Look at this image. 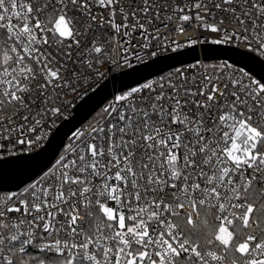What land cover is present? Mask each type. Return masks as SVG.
I'll use <instances>...</instances> for the list:
<instances>
[{"label": "snow or ice", "instance_id": "snow-or-ice-1", "mask_svg": "<svg viewBox=\"0 0 264 264\" xmlns=\"http://www.w3.org/2000/svg\"><path fill=\"white\" fill-rule=\"evenodd\" d=\"M208 46L264 58V0H0V161L110 74L179 58L0 187V264H264V76Z\"/></svg>", "mask_w": 264, "mask_h": 264}, {"label": "water", "instance_id": "water-1", "mask_svg": "<svg viewBox=\"0 0 264 264\" xmlns=\"http://www.w3.org/2000/svg\"><path fill=\"white\" fill-rule=\"evenodd\" d=\"M208 47L209 49L205 50L207 57L213 58V60L230 59L239 63L241 67L243 65L247 66L258 77L264 76V61L259 57L256 56V58H253L251 57L253 55L251 53L248 56H240L230 48L213 49L212 46ZM178 63L179 58L175 56L160 59L146 66L128 70L126 73H121L118 78H112L111 81L106 82L78 104L39 151L17 156L14 158L17 161H0V187L14 190L24 182L30 180L41 170L50 166L60 154L66 138L79 125L89 120L111 98L116 89L122 86L134 85L144 77H150L153 74L167 71L170 66Z\"/></svg>", "mask_w": 264, "mask_h": 264}, {"label": "built area", "instance_id": "built-area-1", "mask_svg": "<svg viewBox=\"0 0 264 264\" xmlns=\"http://www.w3.org/2000/svg\"><path fill=\"white\" fill-rule=\"evenodd\" d=\"M252 54V53H251ZM257 57H259V56H257ZM262 61H264V58H262V57H259ZM223 60L224 59H222V60H213V62H223ZM229 62H231V61H229ZM122 72H119V73H115L114 75L116 76V77H119L120 76V74H121ZM112 75L113 74H110V76H109V78L108 79H106V80H103V81H101L100 82V84L97 86V87H95L90 93H88L84 98H86L88 95H90L92 92H94L95 90H97L99 87H101L102 85H104L106 82H108V81H111L112 80ZM112 97V96H111ZM83 98V99H84ZM83 99H79V100H75L74 101V104H73V107L69 110V112L66 114V116L68 117L69 115H70V113L78 106V104L83 100ZM111 100V98L110 99H108L98 110H100L103 106H105L109 101ZM97 110V111H98ZM96 111V112H97ZM95 112V113H96ZM94 113V114H95ZM94 114H93V116H94ZM93 116L89 119V120H87L86 122H84V123H82L81 125H79L75 130H77V129H79L81 126H83V125H86L87 123H89V122H92V119H93ZM63 122V121H62ZM62 122H59V125L62 123ZM74 130V131H75ZM73 131V132H74ZM72 132V133H73ZM71 133V134H72ZM71 134L66 138V140H65V143H64V145L66 144V143H68V142H70L69 141V138H70V136H71ZM51 136V135H50ZM49 136V137H50ZM46 142H47V140L44 142V144L41 146V147H39V148H37V149H35V151H33V152H31V153H22V154H19L18 156H20V155H27V154H32V153H35V152H37V151H39L45 144H46ZM63 151V147H62V149H61V151H60V153ZM54 163V162H53Z\"/></svg>", "mask_w": 264, "mask_h": 264}, {"label": "trees", "instance_id": "trees-1", "mask_svg": "<svg viewBox=\"0 0 264 264\" xmlns=\"http://www.w3.org/2000/svg\"><path fill=\"white\" fill-rule=\"evenodd\" d=\"M98 111H99V110H98ZM98 111H97V112H98ZM97 112H96V113H97ZM96 113H95V114H96ZM95 114H94V115H95ZM93 117H94V116H93Z\"/></svg>", "mask_w": 264, "mask_h": 264}]
</instances>
